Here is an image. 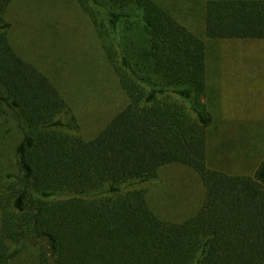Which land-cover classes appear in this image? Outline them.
<instances>
[{"label": "trees", "instance_id": "1", "mask_svg": "<svg viewBox=\"0 0 264 264\" xmlns=\"http://www.w3.org/2000/svg\"><path fill=\"white\" fill-rule=\"evenodd\" d=\"M11 1L0 0V116L16 128L11 168L0 162V264L26 249L38 264H264V158L250 174L212 165L208 107L219 96L205 44L263 40L264 0H204L200 32L181 18L192 0H76L127 98L91 136L12 47ZM169 164L201 184L164 190L175 220L148 193Z\"/></svg>", "mask_w": 264, "mask_h": 264}, {"label": "rangeland", "instance_id": "2", "mask_svg": "<svg viewBox=\"0 0 264 264\" xmlns=\"http://www.w3.org/2000/svg\"><path fill=\"white\" fill-rule=\"evenodd\" d=\"M203 1L192 0L189 15L181 16L197 32L201 30ZM4 17L14 50L52 80L84 135L94 134L125 106L127 98L105 62L95 26L76 0H12ZM205 41L210 83L219 96L208 107L213 117L208 129L209 159L215 167L250 174L264 158V39ZM142 42L132 44L138 47ZM214 64L217 75H213ZM15 131L0 116V162L6 169L13 161ZM188 187L201 191L191 168L179 164L161 167L156 179L148 183L152 209L164 219L175 220L180 207L162 193L184 192ZM13 264L38 263L26 249Z\"/></svg>", "mask_w": 264, "mask_h": 264}]
</instances>
